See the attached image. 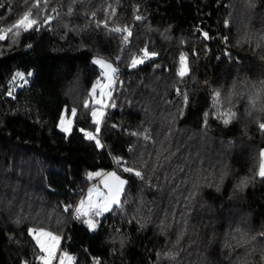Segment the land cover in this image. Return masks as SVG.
Wrapping results in <instances>:
<instances>
[{"label":"trees","instance_id":"trees-1","mask_svg":"<svg viewBox=\"0 0 264 264\" xmlns=\"http://www.w3.org/2000/svg\"><path fill=\"white\" fill-rule=\"evenodd\" d=\"M33 3L0 0V264H42L28 229L74 264H264V0H48L43 26L8 32ZM144 48L157 55L132 68ZM96 59L118 88L99 125ZM108 171L124 193L90 229L76 206Z\"/></svg>","mask_w":264,"mask_h":264},{"label":"snow or ice","instance_id":"snow-or-ice-1","mask_svg":"<svg viewBox=\"0 0 264 264\" xmlns=\"http://www.w3.org/2000/svg\"><path fill=\"white\" fill-rule=\"evenodd\" d=\"M24 3L27 4L28 0H24ZM43 5L44 7H41V0H34V3L29 7L28 11H25L23 13V15L16 20L15 24L12 25V27H10L7 31L8 32H13V30H16V34H19V30L23 29V31H29V30H38L39 27L43 26L41 25L40 21L38 19L35 18H30L32 17V8L34 7L37 10V15H39L40 13H42L48 5V0H43ZM0 7H4L3 4H0ZM53 12L56 11V9H52ZM53 19V17L51 15H47L43 17V24H49L51 22V20ZM135 19L137 20H141L143 19L141 16L137 15L135 17ZM227 21H225V25H227ZM98 27L100 26L99 24L97 25ZM104 27H108L107 23H104ZM112 31L115 32H126L127 34L123 37L125 43L128 42V38L132 35L131 31L127 28L121 29V28H115L112 29ZM203 38L204 39H211V37H209L208 33H203ZM6 39V34H0V41H3ZM224 40V42L227 44V37H223L222 38ZM143 55L142 56H133L131 58V62H130V66L132 68L137 67L140 64H143L145 62L146 58H152L155 57L157 55V53L155 52H149L147 48H144L141 50ZM225 55L230 56V53L226 52ZM117 59H119V57H117ZM95 64L101 65L102 67H105L107 69H110L113 74L116 73V69L112 67L111 64L105 62L104 60L101 59H97L94 61ZM188 74V67H187V63H186V56L184 54H181L180 56V67H179V71L177 73L178 76H180L181 78L184 77L185 75ZM32 75L31 72L27 73V77H30ZM17 77L21 78L24 80L25 83H27V77H25L24 73H16V75L13 77V80H15ZM179 92V90H177ZM7 94L9 96H12V90L8 89L7 90ZM216 96H219V93H216ZM185 99H187V97H185ZM112 107H115V104L113 103L111 105ZM87 107V106H86ZM66 114H67V110H65ZM70 115L72 118L76 117V109L73 108L71 109ZM93 117L97 116L96 112L92 113ZM229 116L228 119H224V123L227 124L230 122V118L232 116H234V113H229L227 114ZM65 117L61 118V127L62 130L67 132L69 131L68 127L64 126V120ZM69 123H71V121H69ZM95 123L97 125H99V120H95ZM259 129L264 132V122L259 123ZM80 131L87 137V139L89 140H94L97 147H103V145L100 143V140L97 138L96 135H94L92 132H87L84 129H80ZM96 133H99L100 129L97 126L95 129ZM118 163H120L121 161H117ZM124 171L133 174L137 177H139L140 179H143V174L141 171L136 170L134 167L132 166H127L124 168ZM110 176L115 178V183L114 184H109L107 185L109 188V192H110V199H106L105 202L103 203V205L101 207L96 208L95 210V215L99 216L102 214V212H106L109 211L110 209V205H120V200L118 199L120 193L123 190V185L126 183V181L120 180L119 177H116L115 173H110ZM257 175H259L262 179H264V150H261L260 152V165H259V171L257 173ZM69 208H65V211H68ZM80 210L77 209V213L79 215ZM84 215H88V213H84ZM89 227L94 229L95 228V224L93 221L89 220L88 221ZM28 233L29 235H33L34 239L36 241V244L39 246L40 251L42 253H44L45 255H41L39 257L40 260L43 261V264H52V261L54 259H57L56 255H55V251H56V247L59 241V237L58 236H54L52 235V233L50 232H45L42 229L39 230V234H36V230L35 229H28ZM261 236H264V232L260 233ZM41 237H48L49 242H45L44 240L41 239ZM72 261V257L69 256V254L67 253H63L62 256L59 258L58 264H71ZM25 264H27V262H25ZM94 264H99L98 261L94 262Z\"/></svg>","mask_w":264,"mask_h":264},{"label":"crops","instance_id":"crops-1","mask_svg":"<svg viewBox=\"0 0 264 264\" xmlns=\"http://www.w3.org/2000/svg\"><path fill=\"white\" fill-rule=\"evenodd\" d=\"M105 74H106L107 80L111 79L109 82L105 81V88L108 87L107 89H109V88L113 89V87H114L113 72L111 70L109 71V69H107ZM108 84L110 87L108 86ZM112 84H113V87H112ZM104 91H105V89H104ZM102 96H103V91L101 92L99 99H98V103H97L99 108L94 110V112L97 113V116L94 118H96L97 120H100V118H101V116L105 110L104 107L102 106V98H101ZM64 126L68 127L69 131H67V132L63 131L62 127H61V123H60V129L65 133H69L71 130V126L68 125L66 118L64 120ZM108 174L109 173H107V172H103V173H101L99 178H94V181L95 180L99 181L98 187L89 188L86 191L84 198L81 199V201L76 206V212H77V209H79L80 210L79 214L83 215V216H85L84 213H88V214L90 212L95 213L96 208L101 207L106 199H110L111 194L109 192V188L107 185L114 184L115 182L114 183H108V181H107ZM124 188H125V184L123 185V190L118 197L119 200H121V198L123 196ZM114 206H115V204L110 205L109 210H111ZM107 212L108 211L102 212V214H105Z\"/></svg>","mask_w":264,"mask_h":264},{"label":"rangeland","instance_id":"rangeland-1","mask_svg":"<svg viewBox=\"0 0 264 264\" xmlns=\"http://www.w3.org/2000/svg\"><path fill=\"white\" fill-rule=\"evenodd\" d=\"M97 60V59H96ZM98 66H100V68L103 70V75H104V80H100L99 82H98V84L94 87V92H93V97L95 98V95H96V93L97 92H100V94H101V92L103 91V96L101 97L102 98V106L104 107V109L106 108V106H107V104H108V101H109V98H110V96H111V93H114L115 91H116V89H117V86H115V81H114V87H113V84H112V87H113V89L112 88H109V89H107L108 87H106L105 88V81H107V82H109L111 79H109V80H107V77H106V74H105V72L107 71V68H105V67H102L101 65H98ZM109 71H110V69H109ZM114 80V79H113ZM23 84H25V82H23V79H21V78H19V77H17L15 80H14V82L12 83V86H11V90H12V93H14L18 88H20ZM108 86H109V84H108ZM110 87V86H109ZM104 89H105V91H104ZM99 94V95H100ZM98 103V102H97ZM102 117V116H101ZM101 119V118H100ZM70 121H71V123H69V121H68V125L69 126H71L72 125V119H70ZM264 150V149H263ZM107 173H115L116 174V177H119V179L120 180H123V181H125V178L124 177H122L121 175H119V174H117L116 172H114V171H108ZM108 174V178H107V181H108V183H114V182H116L115 181V178L114 177H112V176H110ZM101 175V173L100 172H97V173H94L93 175H92V178H99V176ZM126 184V183H125ZM101 215H99V217H100ZM89 220H91V221H93L94 222V224L96 225V220H94V219H90V218H86L85 219V224L89 227V224H88V221ZM90 228V227H89ZM90 229H92V228H90ZM43 231H45V230H43ZM45 232H48V231H45ZM51 233V232H50ZM36 234H39V230H36ZM52 235H54V236H57V235H55V234H53L52 233ZM33 236V235H32ZM33 238H34V236H33ZM41 239L42 240H44L45 242H49L50 243V241L48 240V237H41ZM35 240V239H34ZM36 242V241H35ZM39 247V246H38ZM40 249V248H39ZM42 253V252H41ZM63 253H65V252H61L60 253V239H59V241H58V244H57V247H56V251H55V255H56V257H57V259H54L53 261H52V264H54V263H57L58 264V261H59V258L62 256V254ZM42 255H45L44 253H42ZM69 256H71V255H69ZM72 257V256H71ZM75 263V261H74V258L72 257V261H71V264H74ZM42 264H43V261H42Z\"/></svg>","mask_w":264,"mask_h":264},{"label":"built area","instance_id":"built-area-1","mask_svg":"<svg viewBox=\"0 0 264 264\" xmlns=\"http://www.w3.org/2000/svg\"><path fill=\"white\" fill-rule=\"evenodd\" d=\"M117 91H118V88L116 89L115 92H117ZM114 93H111V96L109 98L108 104L106 106V111H108V112H114L116 110V99H115V97L113 95ZM113 103L115 104V107L111 106ZM98 185H99V181L96 180V181H93L90 184L89 188H96V187H98ZM80 191H83V190L80 189ZM85 217L93 219V218H95V213L94 212H90L88 215H85Z\"/></svg>","mask_w":264,"mask_h":264}]
</instances>
